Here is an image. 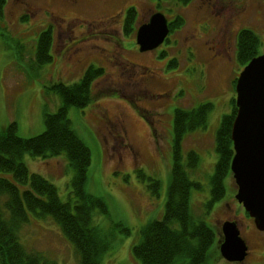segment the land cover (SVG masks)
<instances>
[{
	"label": "rangeland",
	"instance_id": "rangeland-1",
	"mask_svg": "<svg viewBox=\"0 0 264 264\" xmlns=\"http://www.w3.org/2000/svg\"><path fill=\"white\" fill-rule=\"evenodd\" d=\"M129 9L134 17L127 32ZM157 13L174 24L168 41L140 53L137 30ZM49 29L53 61L40 66L38 40ZM242 30L258 36L263 54L264 0H5L0 18L1 133L16 123L23 138L41 135L44 114H55L62 104L49 87L58 82L73 85L89 68L103 69L93 84V102L68 113L92 152L90 193L104 197L110 207L108 216L96 217V224L112 231L121 222L132 229L128 238L115 237L119 247L109 251L102 264H141L132 248L140 241V231L165 212L175 111L190 112L206 104L212 105L208 128L188 133L182 142L184 161L192 151L199 156L197 169L189 175L200 186L192 191V214L216 234L211 257L219 259L214 264H227L219 254L227 221L237 222L248 245L241 264H264V232L235 200L232 174L225 179L224 198L210 203L217 132L223 118L232 114L234 82L243 70L237 58ZM24 163L31 174L54 184L63 202L69 200L74 172L64 155H25ZM150 179L160 183L158 197ZM22 242L51 264H77L73 247L53 222L31 221L22 230Z\"/></svg>",
	"mask_w": 264,
	"mask_h": 264
},
{
	"label": "trees",
	"instance_id": "trees-1",
	"mask_svg": "<svg viewBox=\"0 0 264 264\" xmlns=\"http://www.w3.org/2000/svg\"><path fill=\"white\" fill-rule=\"evenodd\" d=\"M179 1L184 4L191 0ZM4 2L0 0V18ZM133 17L134 10L129 9L125 22L127 32L132 29L130 22ZM51 43V29L42 32L36 51L40 66L53 61ZM260 46V39L254 32L240 31L238 62L246 66L261 54ZM102 75V68L91 67L73 85L52 84L48 91L58 95L62 104L55 114H44L45 130L41 135L23 138L16 123L10 124L5 133L0 132V264H51L43 254L29 251L22 242V230L31 221L53 222L73 247L77 264H102L108 252L119 247L115 237L132 235V229L121 222L112 231L96 224V217L108 216L110 207L104 197L90 193L92 152L74 130L68 114L70 108L85 109L93 102V84ZM231 103L232 114L223 118L216 137L218 162L211 178V205L224 198L225 179L231 174V133L236 116L234 98ZM211 111L210 104L190 112L175 111L173 164L165 212L161 220L150 221L140 231V241L132 248V256L141 264H214L219 259V255L211 257L217 243L216 234L191 211L192 191L200 189V186L191 181L189 175L197 169L199 156L192 151L184 161L182 154L184 137L188 133L206 130ZM25 155L34 159L66 157L74 172L67 202L61 200L54 184L30 173L24 163ZM150 181L153 183V195L158 197L160 183L153 179Z\"/></svg>",
	"mask_w": 264,
	"mask_h": 264
},
{
	"label": "water",
	"instance_id": "water-1",
	"mask_svg": "<svg viewBox=\"0 0 264 264\" xmlns=\"http://www.w3.org/2000/svg\"><path fill=\"white\" fill-rule=\"evenodd\" d=\"M170 34L169 22L162 13L139 27L136 43L141 53L156 50ZM236 116L231 139L234 156L231 173L237 185V202L264 232V54L252 59L236 84ZM220 256L228 263H243L248 246L235 222L222 226Z\"/></svg>",
	"mask_w": 264,
	"mask_h": 264
},
{
	"label": "flooded vegetation",
	"instance_id": "flooded-vegetation-1",
	"mask_svg": "<svg viewBox=\"0 0 264 264\" xmlns=\"http://www.w3.org/2000/svg\"><path fill=\"white\" fill-rule=\"evenodd\" d=\"M215 42H216V41H214V43H215ZM212 50H213V51H216V47H213ZM222 55H227V53L224 51V52H222ZM173 134H174V132H173V126H172V137H173ZM172 145H173V144H172ZM173 149H174V148H173V146H172V149H171V150H172V154H173ZM174 152H175V151H174ZM217 162H218V161H217ZM217 162H216V164H217ZM230 162H231V161H230Z\"/></svg>",
	"mask_w": 264,
	"mask_h": 264
}]
</instances>
